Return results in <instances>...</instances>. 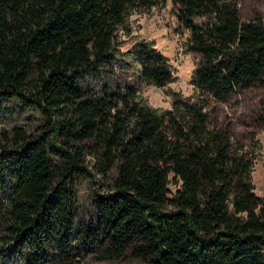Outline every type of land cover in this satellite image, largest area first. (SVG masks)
Here are the masks:
<instances>
[{
	"label": "trees",
	"instance_id": "16d2710c",
	"mask_svg": "<svg viewBox=\"0 0 264 264\" xmlns=\"http://www.w3.org/2000/svg\"><path fill=\"white\" fill-rule=\"evenodd\" d=\"M167 1L0 0V264L129 249L149 264H264L252 161L206 108L264 85V22L243 18L242 0H169L200 55L198 97L159 113L140 103L138 83L166 85L172 64L145 39L123 50L119 28ZM11 99L37 121L5 124ZM87 177L112 187L96 189L77 222Z\"/></svg>",
	"mask_w": 264,
	"mask_h": 264
},
{
	"label": "rangeland",
	"instance_id": "374dc122",
	"mask_svg": "<svg viewBox=\"0 0 264 264\" xmlns=\"http://www.w3.org/2000/svg\"><path fill=\"white\" fill-rule=\"evenodd\" d=\"M244 19L260 17L264 22V0H242L239 3ZM189 33L182 28L174 15L171 2L152 7L150 10L131 11L119 28L122 49H128L137 40L145 39L161 50L172 64V78L164 86L138 83L140 103L162 113L172 108L175 99L196 100L198 90L193 81L194 70L200 60L198 52L188 45ZM128 56H126L127 58ZM16 101L8 100L2 107L4 123L35 121L39 113L27 109L17 111ZM207 111L211 120L220 127H227L235 144L242 147L252 161L250 179L255 192L264 198V85L237 92L224 100H210ZM37 121V119H36ZM100 177V176H98ZM91 177L76 182V221H85L92 212L96 189L107 191L112 180ZM174 190L175 185L170 184ZM81 264H149L143 257H136L129 249L119 259H101L89 255Z\"/></svg>",
	"mask_w": 264,
	"mask_h": 264
}]
</instances>
